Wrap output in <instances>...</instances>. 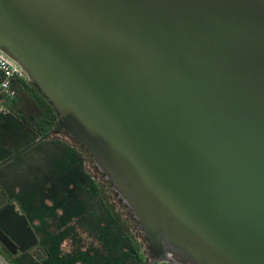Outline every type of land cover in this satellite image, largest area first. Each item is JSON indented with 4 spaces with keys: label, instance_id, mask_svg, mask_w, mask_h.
<instances>
[{
    "label": "water",
    "instance_id": "water-1",
    "mask_svg": "<svg viewBox=\"0 0 264 264\" xmlns=\"http://www.w3.org/2000/svg\"><path fill=\"white\" fill-rule=\"evenodd\" d=\"M0 50L92 155L148 264H264V0H0ZM0 240L38 245L15 203Z\"/></svg>",
    "mask_w": 264,
    "mask_h": 264
},
{
    "label": "rangeland",
    "instance_id": "rangeland-1",
    "mask_svg": "<svg viewBox=\"0 0 264 264\" xmlns=\"http://www.w3.org/2000/svg\"><path fill=\"white\" fill-rule=\"evenodd\" d=\"M34 139V133L15 117L0 115V183L38 237L37 248L17 261L135 264L128 240L135 241L142 253L144 241L131 222L122 224L126 217L118 214L119 207L95 164L83 163L71 153L67 145L74 144L64 137L40 143L12 159Z\"/></svg>",
    "mask_w": 264,
    "mask_h": 264
},
{
    "label": "trees",
    "instance_id": "trees-1",
    "mask_svg": "<svg viewBox=\"0 0 264 264\" xmlns=\"http://www.w3.org/2000/svg\"><path fill=\"white\" fill-rule=\"evenodd\" d=\"M1 79L2 76L0 74V80ZM13 88L16 92V98L11 103L12 114L9 116L15 117L24 129L31 130L35 135V139L34 142L28 147L13 155L12 159L19 157L25 151L40 143L46 142L48 140H54L58 137H64L69 139L72 145L74 144V146H70V144H68L69 141L67 143V147H69L68 149L71 151V153L74 155L77 154V156H79L78 158H81L80 160H82L83 163L89 164L90 166L93 164L92 155L74 138L67 134L53 133V131L60 125L61 117L53 104L35 84L31 83L30 80L26 81L15 79L13 80ZM99 175L101 181L108 185V191H110V193L113 195V198L119 207L118 214H122L124 217H126L123 219L122 224H126L125 220L131 222V224L134 225L131 226L133 230L137 231L144 241L145 247L144 252L142 253L135 241L129 238L128 241L133 252V261L135 264H148L152 259L148 240L142 234V231L138 229V222L134 219V216L118 199L116 192L113 190V186L109 182L105 181L102 174ZM118 218L120 219L119 216Z\"/></svg>",
    "mask_w": 264,
    "mask_h": 264
},
{
    "label": "built area",
    "instance_id": "built-area-1",
    "mask_svg": "<svg viewBox=\"0 0 264 264\" xmlns=\"http://www.w3.org/2000/svg\"><path fill=\"white\" fill-rule=\"evenodd\" d=\"M0 115L9 116L12 114L11 103L16 98L13 88V80H29L24 68L2 50H0Z\"/></svg>",
    "mask_w": 264,
    "mask_h": 264
},
{
    "label": "flooded vegetation",
    "instance_id": "flooded-vegetation-1",
    "mask_svg": "<svg viewBox=\"0 0 264 264\" xmlns=\"http://www.w3.org/2000/svg\"><path fill=\"white\" fill-rule=\"evenodd\" d=\"M0 188L3 190V192H5V193L7 194L8 198H9V200L7 201V203L1 205L0 209H2L4 206H6V205H8V204H10V203H15V201L12 200V199L10 198L8 192L4 189V187L1 185V183H0ZM15 204H16V203H15ZM17 208H18V212H19L21 215H23V216L26 217V215L23 213V211H22L21 209H19L18 206H17ZM26 218H27V217H26ZM27 220H28V219H27ZM28 222H29V220H28ZM29 225L31 226L30 222H29ZM31 227H32V226H31ZM24 240H26V238H25ZM36 248H37V246H36L35 248H32L30 251L25 252V253H31V252H33ZM23 254H24V253L21 252V251H19V250H18V252H17L16 254H13V253L9 250V248H8L7 246H5V244L0 240V264L3 263L2 261H5V262H7V263L14 261L15 263H17V262H16V261H17V258L20 257V256L23 255ZM8 261H9V262H8Z\"/></svg>",
    "mask_w": 264,
    "mask_h": 264
},
{
    "label": "crops",
    "instance_id": "crops-1",
    "mask_svg": "<svg viewBox=\"0 0 264 264\" xmlns=\"http://www.w3.org/2000/svg\"><path fill=\"white\" fill-rule=\"evenodd\" d=\"M17 263L16 264H22L21 262H19V261H16Z\"/></svg>",
    "mask_w": 264,
    "mask_h": 264
}]
</instances>
